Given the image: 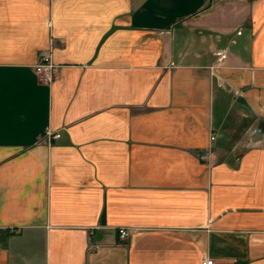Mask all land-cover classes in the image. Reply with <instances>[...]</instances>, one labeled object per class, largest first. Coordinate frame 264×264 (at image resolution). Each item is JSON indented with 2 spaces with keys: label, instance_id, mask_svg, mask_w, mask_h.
Returning a JSON list of instances; mask_svg holds the SVG:
<instances>
[{
  "label": "crops",
  "instance_id": "crops-1",
  "mask_svg": "<svg viewBox=\"0 0 264 264\" xmlns=\"http://www.w3.org/2000/svg\"><path fill=\"white\" fill-rule=\"evenodd\" d=\"M209 1L0 0V264H264V0Z\"/></svg>",
  "mask_w": 264,
  "mask_h": 264
},
{
  "label": "built area",
  "instance_id": "built-area-1",
  "mask_svg": "<svg viewBox=\"0 0 264 264\" xmlns=\"http://www.w3.org/2000/svg\"><path fill=\"white\" fill-rule=\"evenodd\" d=\"M66 42L65 39H61L60 43L64 45ZM56 40L53 36L50 38V47L42 52L39 56V60L37 64L34 66V70L37 75L41 78V80L45 83H52L54 82L57 74H58V65L53 60V50L56 48ZM223 54H219V59L221 60ZM60 132H54L52 130L48 131L47 138H57L60 137ZM216 135L213 133L211 135V140H215ZM207 156L204 154L201 155L202 159H206ZM119 234L122 239L126 238L129 235V230L127 228H120ZM201 264H217L215 259L211 256L205 255L201 261Z\"/></svg>",
  "mask_w": 264,
  "mask_h": 264
},
{
  "label": "rangeland",
  "instance_id": "rangeland-1",
  "mask_svg": "<svg viewBox=\"0 0 264 264\" xmlns=\"http://www.w3.org/2000/svg\"><path fill=\"white\" fill-rule=\"evenodd\" d=\"M212 3H213V0H210V1H209V4H212ZM209 4H208V5H209Z\"/></svg>",
  "mask_w": 264,
  "mask_h": 264
}]
</instances>
